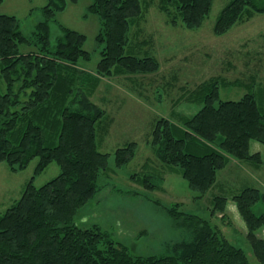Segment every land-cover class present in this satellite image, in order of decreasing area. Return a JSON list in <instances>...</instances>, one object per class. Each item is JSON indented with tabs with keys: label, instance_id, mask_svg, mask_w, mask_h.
<instances>
[{
	"label": "trees",
	"instance_id": "16d2710c",
	"mask_svg": "<svg viewBox=\"0 0 264 264\" xmlns=\"http://www.w3.org/2000/svg\"><path fill=\"white\" fill-rule=\"evenodd\" d=\"M90 1L88 12L102 25L96 40L102 46L95 71L99 77L85 70L84 62L92 54L83 48L84 34L60 25L61 36L51 39L50 23L65 10V0H49L42 10L45 20L31 36L22 32L17 17L0 15V81L6 87L5 92L0 87V163L19 172L38 159L35 176L53 163L61 169L42 187L34 185V177L23 196L0 212V264H252L247 252L211 220L183 211L180 204L164 209L175 220H185L193 240L165 246L163 255H134L98 225H78L77 215L98 193V180L108 171L111 158L98 150L97 126L105 114L89 102L95 89L90 84L96 86L100 77L158 73L159 63L146 52L143 57L127 54L128 48H135L131 38H139L134 26L153 5L170 24L195 30L214 4V0ZM262 14L264 0H231L217 18L215 35ZM211 82L189 94L190 102L203 105L196 115L184 117L180 126L159 119L153 130L159 160L180 173L198 198L216 184L231 158L258 162L261 155L251 154V143L264 145L263 100L247 94L239 101L224 102L218 83ZM135 145L131 142L116 151L117 166L131 161ZM140 180L146 189L157 188L147 177ZM215 199V210L219 206L224 213L227 199ZM233 201L248 226L246 239L253 254L264 264V238L257 235L264 228V212L254 211L264 204V194L247 188Z\"/></svg>",
	"mask_w": 264,
	"mask_h": 264
},
{
	"label": "rangeland",
	"instance_id": "374dc122",
	"mask_svg": "<svg viewBox=\"0 0 264 264\" xmlns=\"http://www.w3.org/2000/svg\"><path fill=\"white\" fill-rule=\"evenodd\" d=\"M65 1V10L57 12L50 23L51 39L61 36L60 25L84 34L83 48L92 54L91 60L84 62L85 70L99 77L95 71L102 46L96 40L101 20L88 12L90 0ZM230 1L214 0L209 17L195 30L170 24L153 5L134 26V35L139 38H131L135 48H128L127 54L154 57L160 65L158 73L100 77L96 86L90 84L95 89L89 102L105 114L97 126L98 150L111 158L108 171L98 180V193L80 210L77 223L86 228L98 225L134 255H163L165 246L193 240L185 220H175L164 209L180 204L183 211L211 220L231 243L247 252L252 264H259L246 239L248 226L233 198L247 188L264 194V145L252 142L253 147L258 149L260 145L263 151L258 162L231 158L227 168L218 174L216 184L201 198L180 173L163 165L152 145L157 120L167 119L180 126L184 117H193L203 108L202 103L190 102L189 97L207 81L218 83L224 102L239 101L252 94L264 104V14L217 36V18ZM48 3L49 0H3L0 15L17 17L22 32L31 36L45 20L42 10ZM136 43L143 44L136 47ZM0 87L5 92L4 82L0 81ZM77 100L71 107H80L81 100ZM131 142L136 144L134 157L128 164L117 166L116 151ZM37 164L35 159L27 169L13 172L6 163H0L1 213L23 196L34 177V185L42 187L61 173L59 165L53 163L35 176ZM146 177L156 189L143 186L140 179ZM216 197L227 199L224 213L219 206L215 210ZM254 211L264 212V204L256 205ZM257 235L264 238V228Z\"/></svg>",
	"mask_w": 264,
	"mask_h": 264
},
{
	"label": "crops",
	"instance_id": "0c3cea01",
	"mask_svg": "<svg viewBox=\"0 0 264 264\" xmlns=\"http://www.w3.org/2000/svg\"><path fill=\"white\" fill-rule=\"evenodd\" d=\"M253 146H254L253 143H251L250 150H251V153H252V154L263 153V151H262L260 145H259V148H258V149H256V148L253 147Z\"/></svg>",
	"mask_w": 264,
	"mask_h": 264
}]
</instances>
